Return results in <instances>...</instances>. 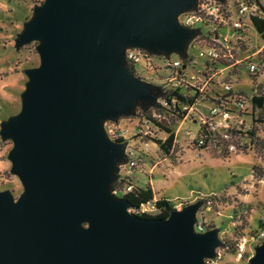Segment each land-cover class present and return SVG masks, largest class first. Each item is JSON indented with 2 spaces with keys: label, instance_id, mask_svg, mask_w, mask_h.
<instances>
[{
  "label": "water",
  "instance_id": "95a60500",
  "mask_svg": "<svg viewBox=\"0 0 264 264\" xmlns=\"http://www.w3.org/2000/svg\"><path fill=\"white\" fill-rule=\"evenodd\" d=\"M196 0H41L14 35L33 42L35 66L18 109L0 120L8 174L20 193L0 191V264H204L221 242L195 232L199 202L163 219L134 216L110 191L124 156L103 122L153 100L124 49L182 52L193 37L176 16ZM246 264H264V240Z\"/></svg>",
  "mask_w": 264,
  "mask_h": 264
},
{
  "label": "rangeland",
  "instance_id": "374dc122",
  "mask_svg": "<svg viewBox=\"0 0 264 264\" xmlns=\"http://www.w3.org/2000/svg\"><path fill=\"white\" fill-rule=\"evenodd\" d=\"M40 1L0 0V120L18 109V94L25 80L22 69L37 64L33 42L14 50L12 40L20 31L22 22L29 17L32 5ZM233 19L235 14L231 15ZM195 27L202 34L209 29L200 24ZM217 32L219 37L228 39L231 44L240 39L235 44L240 46L241 56L253 52L263 41L249 26L236 34L229 26L220 27ZM203 49L202 45L190 44L186 47L187 54L194 61L192 67L185 69L188 74L196 75V71L200 70L201 58H197V51ZM168 58L172 60L175 55L170 54ZM149 61L161 65L163 59L154 55L149 57ZM141 62L134 64L133 71L155 81L153 72L143 70ZM243 64L221 69L210 80L219 84L229 82L232 95L244 96L245 109L238 113V122L243 123L239 130L242 133L249 127L253 130L250 139L248 134L241 136L236 133L228 139L235 143V150L231 148L228 155L219 154L213 143H206L203 147L195 145V123L203 116L201 107L210 105L205 95L187 108L182 118L169 124L173 142L166 154L154 142L162 140L165 133L138 118L137 114L106 123L107 130L122 131L124 140L125 164L119 168L116 177L134 187L147 184L153 200L163 198L176 209L199 202L195 220L204 228L218 230L221 245L215 250L217 264H246L254 247L250 238L264 230V122L251 121L256 117L264 118V105L254 110L247 105L249 95L264 94V79L261 74L255 77L249 75ZM156 72L161 76L168 74V70L163 69ZM203 88L208 91L213 86L208 82ZM170 110L171 107L168 108ZM136 129L139 131L136 132ZM9 147L8 140H0V191L8 190L15 198L21 189L15 177L8 174L9 163L5 155ZM251 166L261 173V178L251 176ZM241 241L244 242L238 260L236 254ZM222 244L226 245V249ZM228 246L233 250L230 251Z\"/></svg>",
  "mask_w": 264,
  "mask_h": 264
},
{
  "label": "trees",
  "instance_id": "16d2710c",
  "mask_svg": "<svg viewBox=\"0 0 264 264\" xmlns=\"http://www.w3.org/2000/svg\"><path fill=\"white\" fill-rule=\"evenodd\" d=\"M223 1V0H220ZM248 7L251 9L252 14L248 15V20L246 22V26H249L254 33L261 39H264V0H244ZM193 6V5H192ZM191 6V7H192ZM194 40L191 42V44H194L195 46L202 45L204 46L206 43L205 41L208 40V37L210 35L212 36L211 32H205V34H202L198 28H192ZM232 32L239 33L240 30L232 29ZM237 42V41H236ZM232 58L240 55L241 48L237 44H234V48L232 49ZM144 58H140L139 61H142V68L145 71H152L154 76L156 77L155 81H152L151 79H146L145 81L147 83V86L149 88V91L151 93V96L153 97V100H138L135 102L134 106L127 112L123 113V115L109 121L103 122V128L107 132V134L112 137L111 130H107L106 123H114L117 119H121V117H128V116H134L136 115L138 118L144 120L145 122L149 123L150 125L155 126L158 130L165 133V137L162 140H155V144L157 145L158 149H160L164 154L168 152L170 149L172 142H173V133L169 128V124L173 123V121L182 118L185 113L186 109L191 107V105L199 99L201 95H205L207 100L210 101V103H216L218 99L223 102L230 103L232 101H238L241 102L240 107L233 106V108L228 109L229 113L231 114L230 118V124H231V130L229 137H232L235 133L237 135L242 134H248L249 139L250 137H253V130L252 127L244 131V133L239 130L241 126H243V123L238 122L240 118L238 117V113H242V111L245 109L244 106V100L243 98H240L239 96H242L240 94L232 95L230 93V90L224 91L221 88V85L219 82L209 81V85H212V90L209 89L208 91H205L206 89H202L201 91H198L195 86H177L172 87L167 81L166 76L167 75H158L157 70L163 69L168 70L169 73V65L166 64L167 61H170L168 58V55H163L160 53L150 54L147 52H144ZM160 56L163 59V62L161 65L152 64L149 61L150 56ZM175 58L179 60L180 65H182V69L185 70L187 66H191V56L187 54L186 47L185 49L178 53L174 54ZM232 59H215L214 62H208L206 60H203L201 62V72L200 73H211L215 69L223 68L231 63ZM253 60L256 62V70L253 72L247 71L249 75L252 77H255L257 75H263L262 79H264V52L260 51L258 54H256L253 57ZM138 61V62H139ZM137 62V63H138ZM126 63V62H125ZM129 70L134 73L133 71V65L126 63ZM242 65V64H241ZM183 70H180V72H183ZM213 78V77H212ZM211 80V79H210ZM216 88H219V90H216ZM209 93V94H208ZM207 94V95H206ZM244 97V96H243ZM248 107L251 110L254 109H260L264 105V94L262 93H253L249 95L248 97ZM171 107V110L168 111V108ZM168 111V114H167ZM252 122H264V118L256 117L255 119L251 120ZM196 125V131L194 136V142L198 135L202 134L206 136V139H204V143L201 145H198L197 147H203L206 142L213 143L219 151V154L222 155H228L229 152L227 151L226 147L228 145H232L233 149L235 150V143L233 141H223L222 138L218 137L215 134H211L209 131L204 129V126L197 121L195 123ZM247 136V137H248ZM114 140L120 141L122 145H124V140L121 137H115ZM256 140L255 138L253 139ZM125 164V156L120 158L118 162V167L122 168ZM254 166V165H253ZM260 169V168H258ZM258 174V175H257ZM251 176H256L258 179L261 178V173L252 168L251 166ZM129 185L131 188L129 191H124V187ZM110 191H117L119 194L117 195L118 198L124 199L127 204L130 207V212L134 216H139L141 218L146 219H163L167 216L168 212L173 210V206L168 202L167 200L163 198H158L157 200H153V194L151 191V188L146 184L144 187H134L131 186L128 182H123V180H120L116 177L115 181L112 183ZM147 203H152L151 210L147 211L146 213L141 214H135V211H137L140 207L146 205ZM150 211L153 212L150 214ZM261 227L263 226L260 224ZM206 229H210L206 228ZM222 247L226 249V245L222 244ZM228 249L230 251L233 250V247H229ZM236 249V246H235Z\"/></svg>",
  "mask_w": 264,
  "mask_h": 264
},
{
  "label": "built area",
  "instance_id": "2783aa9c",
  "mask_svg": "<svg viewBox=\"0 0 264 264\" xmlns=\"http://www.w3.org/2000/svg\"><path fill=\"white\" fill-rule=\"evenodd\" d=\"M235 14V19L231 20V15ZM252 14L251 9L248 7L244 0H196L193 6L188 9L180 12L176 16V21L179 25L187 28V29H194L198 28L195 27L196 24L208 26L209 29L207 32H211L212 36L208 37V40L205 41V45L203 46V50L197 51V58H201V62L206 60L208 62H214L215 59H232L231 63L223 68H218L216 71L211 73H200L201 70L196 71V75L188 74L186 70L182 69V65H180L179 60L172 59L167 61L166 64L169 65V73L166 76V81L172 86H195L198 91L203 89V86L210 81L212 77L217 76L218 72L222 69L227 67L242 64L245 66V69L249 72H253L256 70V62L253 60V57L258 54L260 51L264 52V39L262 44L256 48L253 52L238 55L232 58V49L234 48V44L236 41L240 39H236V41L231 44V42L224 38L219 37L218 29L223 26H229L231 29L236 30H243L246 26V22L248 20V15ZM199 29V28H198ZM200 31V30H199ZM237 32H234L236 34ZM194 40V36L190 39L187 43L186 47L191 44ZM195 46L194 44H191ZM263 49V50H262ZM144 54L142 50L136 48H125L124 49V60L126 63H129L134 66L140 58H144ZM191 63L193 65L194 61L191 58ZM191 65V67H192ZM183 70V72H180ZM199 73V74H198ZM136 77L140 78L144 82L145 77L139 76L135 72L133 73ZM222 90L227 91L231 89V85L229 82H221L220 83ZM242 98L243 96H239ZM233 106L240 107L241 102L232 101L230 103L223 102L221 99L216 103H210L207 108L201 107L203 109V116L199 118V123L204 126V129L209 131L211 134H215L218 137L222 138L223 141H227L231 137H229L231 124L230 118L231 114L229 113L228 109L233 108ZM189 108V107H188ZM199 115V114H198ZM136 132L139 129L135 130ZM122 132V131H121ZM120 131H113L112 137L108 136L114 140L115 137H121ZM107 133V132H106ZM122 138V137H121ZM204 139H206L205 135H198L195 140V145H201L204 143ZM206 143H209L208 141ZM232 145H228L226 147L227 151L231 150ZM234 150V149H233ZM120 167H118L119 170ZM130 186L127 185L124 187V191H129ZM111 194L118 198L117 195L119 192L111 191ZM152 203H147L146 205L140 207L135 214L146 213L147 211L151 210ZM173 209H176L173 207ZM195 232H203L206 230L199 222L195 221L193 226ZM264 240V230L256 234L254 237L250 238V241L254 243V246L258 245L261 241ZM244 241L240 242L238 245L239 253L236 254V258L240 259V251H242V245ZM249 257V256H248ZM204 264H217L216 257L213 259H204Z\"/></svg>",
  "mask_w": 264,
  "mask_h": 264
}]
</instances>
